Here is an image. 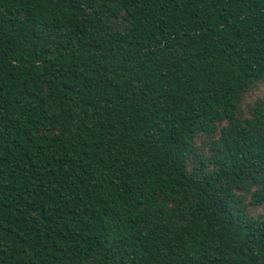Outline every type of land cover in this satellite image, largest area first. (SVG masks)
<instances>
[{
	"label": "trees",
	"instance_id": "1",
	"mask_svg": "<svg viewBox=\"0 0 264 264\" xmlns=\"http://www.w3.org/2000/svg\"><path fill=\"white\" fill-rule=\"evenodd\" d=\"M264 0H0V264H264Z\"/></svg>",
	"mask_w": 264,
	"mask_h": 264
},
{
	"label": "rangeland",
	"instance_id": "2",
	"mask_svg": "<svg viewBox=\"0 0 264 264\" xmlns=\"http://www.w3.org/2000/svg\"><path fill=\"white\" fill-rule=\"evenodd\" d=\"M247 98L250 103H253L257 98L264 99V84L259 86L256 90L249 93Z\"/></svg>",
	"mask_w": 264,
	"mask_h": 264
}]
</instances>
